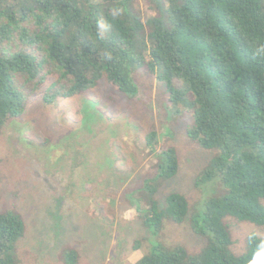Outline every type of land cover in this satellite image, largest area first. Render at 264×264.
I'll use <instances>...</instances> for the list:
<instances>
[{
	"label": "trees",
	"instance_id": "obj_1",
	"mask_svg": "<svg viewBox=\"0 0 264 264\" xmlns=\"http://www.w3.org/2000/svg\"><path fill=\"white\" fill-rule=\"evenodd\" d=\"M149 1L143 18L136 0H0V131L32 95L52 104L105 79L132 98V74L155 75L171 109L188 112L187 136L218 152L200 180L219 172L228 190L191 220L207 237L200 252L157 244L136 264H256L264 239L250 235L246 252L232 253L225 219L264 225V0ZM164 156L160 177L169 180L177 155ZM188 210L171 193L163 210L153 201L140 217L157 235ZM22 235L17 216L0 214V264H14L9 252Z\"/></svg>",
	"mask_w": 264,
	"mask_h": 264
},
{
	"label": "rangeland",
	"instance_id": "obj_2",
	"mask_svg": "<svg viewBox=\"0 0 264 264\" xmlns=\"http://www.w3.org/2000/svg\"><path fill=\"white\" fill-rule=\"evenodd\" d=\"M149 3L135 2L143 18ZM132 80V98L105 79L52 104L32 95L23 115L1 128L0 214L23 223L9 252L14 264H136L157 244L191 253L205 247L207 237L193 231L191 220L210 198L227 193L219 172L200 180L218 152L187 136L188 112L171 109L155 75L139 69ZM169 148L178 170L162 180ZM171 193L187 199L188 213L181 224L164 220L155 235L140 215L153 201L163 210ZM225 222L234 254L246 252L248 236L264 239V225L232 216Z\"/></svg>",
	"mask_w": 264,
	"mask_h": 264
},
{
	"label": "clouds",
	"instance_id": "obj_3",
	"mask_svg": "<svg viewBox=\"0 0 264 264\" xmlns=\"http://www.w3.org/2000/svg\"><path fill=\"white\" fill-rule=\"evenodd\" d=\"M261 257H264V253H261L260 256L257 257L256 264H264V258Z\"/></svg>",
	"mask_w": 264,
	"mask_h": 264
}]
</instances>
